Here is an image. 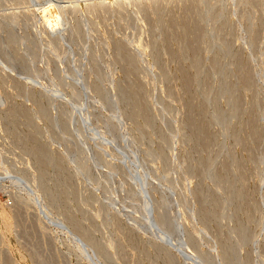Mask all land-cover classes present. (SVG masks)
<instances>
[{
  "label": "rangeland",
  "instance_id": "obj_1",
  "mask_svg": "<svg viewBox=\"0 0 264 264\" xmlns=\"http://www.w3.org/2000/svg\"><path fill=\"white\" fill-rule=\"evenodd\" d=\"M55 1L0 0V264H264V0Z\"/></svg>",
  "mask_w": 264,
  "mask_h": 264
},
{
  "label": "bare ground",
  "instance_id": "obj_2",
  "mask_svg": "<svg viewBox=\"0 0 264 264\" xmlns=\"http://www.w3.org/2000/svg\"><path fill=\"white\" fill-rule=\"evenodd\" d=\"M5 1H6V0H5ZM16 1H17V0H16ZM56 1H57V0H56ZM56 1H55V2H56ZM83 1H84V0H83ZM83 1H82V3H83ZM87 1H88V0H87ZM87 1H85V2H87ZM89 1H91V0H89ZM101 1H102V2H101ZM101 1L99 0V2H101L100 4H95V2L92 3L93 1L90 2V3L87 2L88 4H85V2H84V3H83L84 5L81 4L80 6L76 4V6H77L76 8H75V5L73 6V8H75V11H74V12H75V13H80V12H78V11H80V9L83 8V7H84V8H85V7L88 8V9L85 8V11H86V10L89 11L90 9L93 10L94 8H95V9H97V8H101L104 12H105V11H108V12H109V11H111V9H112L114 3L118 4V6H120V7H121V5H123L124 7H126V6L128 7V5L124 4L125 1H124L123 4H122V2H119V1H118V2H114V1L103 2V0H101ZM116 1H117V0H116ZM132 1H134L136 4H138V5H137V8H138V7L140 8V12H141V10H142L141 13L144 12L143 10H146V11L149 10V12H150L151 9L154 10V8H156V7H158V6H159V7H158L159 11L162 10V9H160L161 6L163 5V3L161 4V1H162V0H130V3H131ZM167 1H169V4H171L173 0H167ZM175 1H176V0H175ZM181 1H182V0H181ZM195 1H196V0H195ZM195 1H194V2H195ZM199 1H200V0H199ZM199 1H198V2H199ZM245 1H246V0H244V2H245ZM248 1H249V0H248ZM250 1H251V0H250ZM257 1H258V0H257ZM22 2H23V1H22ZM24 2H25V1H24ZM50 2H51V1H50ZM52 2H53V1H52ZM58 2H59V1H57V3H58ZM64 2H65V1H64ZM66 2H67V1H66ZM68 2H70V1H68ZM68 2H67V3H68ZM73 2H76V3H77V0H76V1L73 0ZM73 2H71V3H73ZM79 2H80V0H79ZM97 2H98V0H97ZM176 2H177V1H176ZM192 2H193V1H191V3H192ZM203 2H204V1H203ZM206 2H207V1H206ZM209 2H210V1H209ZM218 2H219V1H218ZM218 2H217V3H218ZM253 2H255V1H253ZM20 3H21V2H20ZM59 3H60V2H59ZM62 3H63V2H62ZM67 3H65V4L63 3V4L66 6ZM180 3H181V2H180ZM185 3H187V2H185ZM217 3H215V4H217ZM219 3H220V2H219ZM237 3H238V0H237ZM237 3H235L236 6L238 5ZM249 3H251V2H249ZM54 4H55V3H54ZM132 4H134V3H132ZM132 4H131V5H132ZM160 4H161V5H160ZM165 4H166V3H165ZM195 4H196V3H195ZM195 4H194V5H195ZM197 4H198V3H197ZM199 4H200V3H199ZM202 4H203V3H202ZM254 4H255V3H254ZM259 4H260V2H259ZM262 4H264V3H262ZM262 4H261V7H262ZM3 5H4V4H3ZM18 5H19V4H18ZM55 5H56V6H55ZM55 5H51V6H49L48 8H47L46 6H44L43 8H41V11L44 12V11L46 10V11H48V12L51 13V17H53V18L56 17V18H59V19L61 20V23H62V24H61V26H60L59 29H58V31H59V30L61 29L62 25L66 22V20L64 19V16H65V17H67V16L64 15V14H67L68 12L64 10V9L66 8V7H65V8L63 9V10H64V11H63L64 14H62L63 12L61 13V11H62L61 4L58 5V8H57V4H55ZM67 5H68V6H67V9H68V8H69L70 10L73 9L72 7H71V8L69 7V6H70L69 4H67ZM71 5H72V4H71ZM125 5H126V6H125ZM194 5H193V6H194ZM212 5H213V4H212ZM230 5H231V3L229 4V6H230ZM232 5H233V4H232ZM244 5H246V4H244ZM20 6L23 7L22 4H21ZM20 6H19V7H20ZM26 6H28V5H26ZM59 6L61 7V9H59V8H60ZM114 6H116V5H114ZM118 6H117V7H118ZM129 6H130V5H129ZM132 6H133V5H132ZM167 6H168V4H167ZM197 6H199V5H197ZM201 6H202V5H201ZM214 6H218V5H214ZM219 6H220V5H219ZM219 6H218V7H219ZM225 6H226V5H225ZM251 6H252V4H251ZM254 6H255V5H254ZM257 6H258V5H257ZM19 7H18V8H19ZM162 7H163V6H162ZM183 7H184V6H183ZM186 7H188V4H187ZM190 7H191V6H190ZM190 7H189V8H190ZM207 7H208V6H207ZM210 7H212V6H210ZM237 7H238V6H237ZM263 7H264V6H263ZM113 8L116 9V7H113ZM122 8H123V7H122ZM137 8H136V10H134L136 13L139 12V10H138L139 8H138V9H137ZM164 8H165V7H164ZM194 8H195V7H194ZM203 8H204V5H203ZM223 8H224V7H223ZM229 8H230V7H229ZM231 8H232V7H231ZM231 8H230V9H231ZM235 8H236V7H235ZM247 8H248V4H247ZM249 8H250V10H251V7H249ZM258 8H259V7H258ZM3 9H4V8H3ZM7 9H8V8H7ZM14 9H15V8H14ZM16 9H17V8H16ZM117 9H118V8H117ZM117 9H116V11H117ZM123 9H124V8H123ZM123 9H122V10H123ZM165 9H166V8H165ZM191 9H192V7L190 8V10H191ZM196 9H197V8H196ZM219 9H220V8H219ZM227 9H228V8H227ZM0 10H1V8H0ZM27 10H28V9H27ZM70 10H69V12H70ZM73 10H74V9H73ZM91 10H90V12H91ZM113 10H114V9H113ZM120 10H121V8H120ZM122 10H121V13H122ZM137 10H138V11H137ZM152 10H151V11H152ZM194 10H195V9H194ZM200 10H201V9H200ZM243 10H244V9H243ZM254 10H255V9H254ZM18 11H19V10H18ZM28 11H29V10H28ZM76 11H77V12H76ZM88 11H87V12H88ZM93 11H96V10H93ZM93 11H92V13H93ZM98 11H99V10H98ZM103 11H102V13H103ZM163 11H164V10H163ZM187 11H188V10H187ZM191 11H192V10H191ZM203 11H205V10H203ZM227 11H228V10H227ZM257 11H258V10H257ZM14 12H15V11H14ZM19 12H21V11H19ZM23 12H24V10H23L21 13H23ZM74 12L71 11V13H74ZM99 12H100V11H99ZM118 12H119V9H118ZM152 12H153V11H152ZM155 12H156V11H155ZM165 12H166V11H165ZM195 12H196V11H195ZM198 12H200V11H198ZM255 12H256V11H255ZM2 13H3V12H2ZM21 13H19V14H21ZM24 13H25V12H24ZM71 13H70V14H71ZM75 13H74V14H75ZM84 13H85V12H84ZM94 13H95V12H94ZM114 13L116 14V12L113 11V14H114ZM121 13L119 12V14H121ZM159 13H160V12H159ZM162 13H163V12H162ZM166 13H167V12H166ZM188 13H189V12H188ZM201 13H202V12H201ZM226 13H227V12H226ZM8 14H9V13H8ZM10 14H11V13H10ZM14 14H15V13H14ZM27 14H28V13H27ZM74 14H73V17H74ZM88 14H89V13H88ZM105 14H107V12H105ZM108 14H110V13H108ZM138 14H139V13H138ZM145 14H146V13H145ZM154 14H155V13H154ZM170 14H171V13H170ZM198 14H199V13H198ZM203 14H204V13H203ZM219 14H220V12H219ZM249 14H252V13L249 12ZM253 14H254V13H253ZM63 15H64V16H63ZM67 15L70 16L69 14H67ZM99 15H100V14H98V16H99ZM116 15H118V14H116ZM123 15H124V12H123ZM141 15H142V14H141ZM143 15H144V14H143ZM149 15H150V14H149ZM149 15H147V16H149ZM157 15H158V14H156V16H157ZM184 15H185V14H184ZM186 15H187V14H186ZM194 15H195V14H194ZM194 15H193V16H194ZM196 15H197V14H196ZM255 15H256V13H255ZM1 16H2V15H1ZM4 16H5V15H4ZM22 16H24V15H22ZM25 16L27 17V16H29V15H26V14H25ZM62 16H63V17H62ZM101 16H102V15H101ZM110 16H111V15H110ZM124 16H125V15H124ZM124 16H123L122 18H124ZM137 16H138V15H137ZM152 16H153V15H152ZM156 16H155V17H156ZM161 16H162V15H161ZM191 16H192V15H191ZM199 16H201V15H199ZM199 16H198V17H199ZM6 17H8V16H6ZM11 17H12V16H11ZM17 17H18V15H17ZM116 17L118 18L119 16H116ZM120 17H121V16H120ZM150 17H151V16H150ZM158 17H159V15H158ZM170 17H171V16H170ZM188 17H189V15H188ZM188 17H187V18H188ZM201 17H202V16H201ZM2 18H3V17H2ZM15 18H16V17H15ZM67 18H68V17H67ZM122 18H119V19L122 20ZM129 18H130V17H129ZM129 18H127V19L129 20ZM151 18H152V17H151ZM151 18H150V20H151ZM159 18H160V17H159ZM173 18H174V17H173ZM182 18H183V17H182ZM184 18H185V17H184ZM195 18H196V17H195ZM5 19H6V18H5ZM11 19H12V18H11ZM63 19H64L65 21H64ZM106 19H107V16H106ZM106 19H105V20H106ZM109 19H110V18H109ZM124 19H125V18H124ZM155 19H156V18H155ZM157 19H158V18H157ZM166 19H167V18H166ZM188 19H189V18H188ZM190 19H191V18H190ZM193 19H194V18H193ZM198 19H199V18H198ZM201 19H202V18H201ZM2 20H3V19H2ZM67 20H68V19H67ZM73 20H74V19H73ZM172 20H173V19H172ZM195 20H196V19H195ZM6 21H7V20H6ZM8 21H9V20H8ZM63 21H64V23H63ZM84 21H85V20H84ZM89 21L91 22V20H89ZM92 21H93V20H92ZM103 21H104V20H103ZM147 21H148V20H147ZM163 21H164V20H163ZM163 21H162V22H163ZM166 21H167V22H170L171 20L168 21V19H167ZM173 21H174V20H173ZM187 21H188V20H187ZM74 22L78 23V20H77V21L75 20ZM86 22H88V21H86ZM150 22H151V21H150ZM150 22H148V23H150ZM174 22H175V21H174ZM182 22H183V21H182ZM193 22H194V20H193ZM69 23H70V22H68V25H69ZM82 23H83V21H82ZM152 23L154 24V22H152ZM158 23H159V22H158ZM191 23H192V22H191ZM65 24H66V23H65ZM79 24H80V22H79ZM93 24H95V23L92 22L91 25H93ZM172 24H173V23H172ZM189 24H190V23H189ZM84 25H85V23H84ZM151 25H152V24H151ZM156 25H157V24H156ZM196 25H197V24H196ZM214 25H215V24H214ZM77 26H78V24H77ZM85 26H86V25H85ZM87 26H88V24H87ZM95 26H96V25H95ZM158 26H159V25H158ZM166 26H167V25H166ZM169 26H170V25H169ZM173 26H174V25H172V27H173ZM185 26H186V25H185ZM192 26H194V25H192ZM211 26H212V25H211ZM73 27H74V26H73ZM189 27H190V25L188 26V28H189ZM194 27H195V26H194ZM200 27H201V26H200ZM65 28H66V27H65ZM77 28H78V27H77ZM157 28H158V27H157ZM157 28H155V29H157ZM168 28H169V27H168ZM170 28H171V26H170ZM159 29H160V28H159ZM164 29H165V28H164ZM63 30H65V29H63ZM68 30H69V29H68ZM75 30H77V29H75ZM166 30H167V29H166ZM171 30H173V29H171ZM181 30H183V29H181ZM191 30H192V29H191ZM155 31H156V30H155ZM176 31H177V30H176ZM199 31H200V30H199ZM74 32H76V31H74ZM77 32H78V30H77ZM168 32H169V31H168ZM251 32H252V31H251ZM61 33H62V32H61ZM63 33H64V32H63ZM157 33H158V32H157ZM169 33H170V32H169ZM173 33H175V32H173ZM180 33H182V32H180ZM189 34H190V32H189ZM196 34H197V33H196ZM159 36H161V34H159ZM178 36H180V34H178ZM196 38H197V36H196ZM49 41H51V40H49ZM182 42H183V41H182ZM184 42L186 43L187 41H184ZM184 42H183V43H184ZM52 43H53V42H52ZM49 44H51V43H49ZM51 45H52V44H51ZM190 45H191V44H190ZM183 46H184V44H183ZM180 47H181V46H179V49H181ZM186 47L188 48L189 46L186 45ZM193 47H194V46H193ZM184 49H185V48H184ZM184 49H183V50H184ZM188 49H190V47H189ZM190 50H191V49H190ZM193 51H194V50H193ZM184 52H185V51H184ZM188 52H189V50H188ZM194 52H195V51H194ZM194 52H191V53H194ZM182 53H183V52H182ZM122 54H123V53H122ZM195 54H196V53H195ZM123 55H126V54H123ZM117 57H118V55H117ZM121 57H122V56H121ZM124 57H125V56H124ZM124 57H123V58H124ZM121 59H122V58H121ZM219 61H220V60H219ZM219 61H218V62H219ZM218 62H217V63H218ZM197 63H198V62H197ZM200 63H201V62H200ZM215 63H216V62H215ZM217 63H216V64H217ZM198 65H199V64H198ZM198 65H197V66H198ZM211 65H213V64H211ZM194 66H196V65H194ZM197 66H196V67H197ZM200 66H201V65H200ZM230 66H231V65H230ZM213 67H214V66H213ZM199 68H200V67H199ZM244 72H245V71H244ZM242 73H243V72H242ZM242 73H241V74H242ZM184 74H186V73H184ZM184 74H183V75H184ZM186 75H187V74H186ZM244 78H245V76H244ZM247 81H248V80H247ZM247 81H246V83H247ZM0 88H1V87H0ZM0 93H2V92H1V89H0ZM4 93H5V92H4ZM4 93H3V94H4ZM5 94H6V93H5ZM0 96H1V94H0ZM5 96H7V95H5ZM5 96H2V98L5 97ZM7 97H8V96H7ZM4 100H6V99L4 98ZM4 100H3V101H4ZM1 102H2V101H1ZM5 103H6V102H5ZM1 105H3V104H1ZM1 105H0V106H1ZM143 191H144V189H143ZM148 195H149V194H148ZM145 196H146V195H145ZM145 199H147V198H145ZM147 200H148V199H147ZM146 203H147V201H146ZM147 204H148V203H147ZM147 206H148L149 209H150L151 206H149V205H147ZM149 209L147 208L148 211H149ZM148 219H149V218H148ZM10 220H11V218H10ZM10 220H9L8 212L5 211V210H1V211H0V221H1L0 223H1L2 228L4 229L3 232H5V233L9 232V230H8V229H9L8 226H9ZM157 221H159V219L156 220V222H157ZM150 222L153 223V221H150ZM159 222H160V221H159ZM152 223H151V224H152ZM10 224H11V223H10ZM153 224H154V223H153ZM153 224H152V225H153ZM158 224H159V223H158ZM158 224H157V225H158ZM11 225H12V224H11ZM158 226H160V225H158ZM10 228H11V227H10ZM161 228H162V227H161ZM0 230H1V229H0ZM165 231H167V230H165ZM163 233H164V232H163ZM166 233H167V232H166ZM166 233H165V234H166ZM8 234H11V233H8ZM165 234H164V235H165ZM167 234H168V233H167ZM170 235H171V234H170ZM162 236H163V235H162ZM165 237H166V236H165ZM167 238H168V237H167ZM169 238H171V237H169ZM169 238H168V240H169ZM162 239H164V237H163ZM165 239H166V238H165ZM121 244H122V243H121ZM122 247H123V245H122ZM195 254H196V253H195ZM198 254H199V253H198ZM189 255H190V254H189ZM189 255H188V256H189ZM191 255H192V254H191ZM42 263H43V261H42Z\"/></svg>",
  "mask_w": 264,
  "mask_h": 264
}]
</instances>
